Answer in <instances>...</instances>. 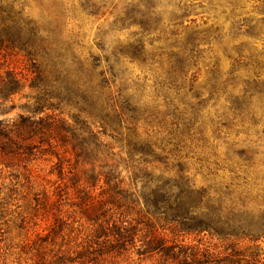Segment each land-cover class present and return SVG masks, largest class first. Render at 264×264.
Masks as SVG:
<instances>
[{
    "label": "rangeland",
    "instance_id": "obj_1",
    "mask_svg": "<svg viewBox=\"0 0 264 264\" xmlns=\"http://www.w3.org/2000/svg\"><path fill=\"white\" fill-rule=\"evenodd\" d=\"M15 22L38 27L99 107L127 99L139 119L57 97L40 54L36 81ZM20 118L47 127L25 132L31 153L0 157V264H190L196 250L264 264V240L186 233L170 220L175 198L151 204L157 183L185 182L224 214L264 217V0H0V123ZM101 201L99 221L135 231L125 250L94 237L84 211Z\"/></svg>",
    "mask_w": 264,
    "mask_h": 264
},
{
    "label": "trees",
    "instance_id": "obj_2",
    "mask_svg": "<svg viewBox=\"0 0 264 264\" xmlns=\"http://www.w3.org/2000/svg\"><path fill=\"white\" fill-rule=\"evenodd\" d=\"M14 29L17 35L14 38L17 41L18 46H21L26 51L29 60H32V69L36 73V81H42L46 78L44 70L40 64H36L35 59L38 54L42 57L49 59L51 63V74L54 78V82L51 85L53 93L59 98H63L69 101H75L82 105V107L91 111L98 110V115L102 119L118 124L122 122L123 118L137 121L139 119V110L136 106H133L129 100L123 99L120 101V111L112 109V112H106L103 107H99L97 97L94 96L93 89L88 87L86 83H70L69 77L67 76L66 70L64 71L61 66L60 54L54 53L44 45V39L39 33V29L35 24L31 22H24V24L14 23ZM60 63V64H59ZM65 73V74H64ZM63 75H65L63 77ZM65 79V80H64ZM63 80L66 83H63ZM34 85L37 83H33ZM52 93V92H51ZM41 126L38 129L47 127V123L40 120L38 123H31L26 118H20L17 123L13 125L12 129L4 126L0 123V157L11 159L15 156L23 155V153L17 152L13 147L24 148L26 151L31 153L33 145L25 144L24 137L25 132L34 130L36 127ZM96 145V144H95ZM149 142L141 143V147L135 150L146 152L149 149ZM148 147V148H147ZM183 181V178H181ZM193 187V186H192ZM187 183L182 182L180 185L177 183L174 186L168 184H159L153 189V201L152 206L156 210H162L166 207L168 201L175 198L178 202L172 211V222H176L180 229H184L186 233H201L203 231L213 232V236L218 238L227 239L234 237L235 239L248 240L250 242H258L264 240V217H250L247 215L236 219V216L232 213L224 214L220 206H216L211 202L204 190H197L192 188ZM112 198V199H111ZM115 198V199H114ZM117 203L118 208L122 204L115 196L109 198ZM101 202L88 203L86 204L87 219L97 225L95 230V236L97 239L104 238V244L108 243L110 248L116 249L117 252L125 250L127 243L133 241L135 231L128 229L127 227L118 226L116 221L112 220V216L109 220L99 221L97 210L101 207ZM91 209L93 214H89L88 211ZM167 210V209H164ZM169 219L167 218V221ZM169 220V221H170ZM111 226L110 230L108 226ZM157 237H155V240ZM162 245L153 248L154 250L161 249L165 253L171 249L170 247H161ZM100 250V249H99ZM96 250V251H99ZM120 250V251H119ZM180 252L183 247H179ZM88 252V251H87ZM94 251L90 254H93ZM84 255V254H82ZM190 264H218V260H215L213 255L208 251L201 253L196 250L191 255ZM95 257L90 260L94 261Z\"/></svg>",
    "mask_w": 264,
    "mask_h": 264
}]
</instances>
